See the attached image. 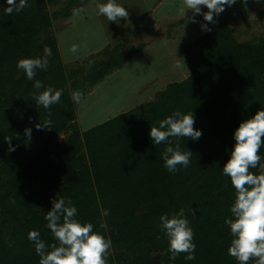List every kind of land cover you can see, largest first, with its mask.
Here are the masks:
<instances>
[{"label": "trees", "instance_id": "1", "mask_svg": "<svg viewBox=\"0 0 264 264\" xmlns=\"http://www.w3.org/2000/svg\"><path fill=\"white\" fill-rule=\"evenodd\" d=\"M62 1L28 0L19 14L5 15L7 5L0 0V264H39L27 238L30 230H39L49 245L58 243L44 217L52 200L60 197L71 198L77 219L111 238L107 264H237L228 254L232 237L225 224L236 190L222 167L234 144V130L264 108V31L240 39L229 20L217 21L211 31L183 46L191 71L186 79L81 130L80 103L72 93L81 92L83 99L139 51L123 44L105 47L68 72L53 22L72 15L87 0H72L51 13L49 8ZM46 47L52 55L47 69L37 70L35 80L44 85L37 90L35 80H28L16 65L21 58L42 57ZM49 86L62 90V96L60 103L44 109L34 96ZM177 110L192 111L202 135L197 141L170 138L173 147L178 142L181 151L193 153L187 168L178 166L170 173L162 159L166 145H154L149 132ZM46 120L52 126L37 130ZM65 132L69 135L60 142ZM7 138L15 151H8ZM260 155L264 157V148ZM250 171L261 174L259 166ZM104 209L110 215L102 216ZM180 209L194 231L196 258L188 261L181 253L173 262L159 217ZM102 221L107 230L100 228Z\"/></svg>", "mask_w": 264, "mask_h": 264}, {"label": "clouds", "instance_id": "2", "mask_svg": "<svg viewBox=\"0 0 264 264\" xmlns=\"http://www.w3.org/2000/svg\"><path fill=\"white\" fill-rule=\"evenodd\" d=\"M246 3V0H244ZM7 7L5 15L19 14L28 7V0H5ZM237 0H183L180 14L186 16L191 10L193 16L189 19L195 23L196 15H202L206 23L201 24V29L211 31L209 24H214V17H218L227 7H232ZM202 6L207 11L202 10ZM97 14L107 18V21L120 23L121 18L127 20L129 12L127 7L118 0H97ZM72 52L77 51L75 45ZM52 55L50 48L44 49L42 57H25L17 61V68L25 74L28 80H35L37 70L48 67V57ZM34 88H44L41 81L35 80ZM82 93L74 91L72 99L77 104L82 101ZM62 90L51 86L34 96L36 103L44 109L60 103ZM51 112L49 111V116ZM196 117L192 111L183 113L179 110L151 126L149 137L154 145L165 144L162 153L164 167L170 172L178 171V166L187 168L191 162L192 151H181L177 142L173 147L170 138L186 137L197 141L202 130L195 128ZM52 126L51 120L43 121L36 125L37 130ZM32 128H25L27 143L31 140ZM264 108L258 110L253 116L242 120L233 132L234 144L224 166L222 174L229 177L232 187L236 190L235 200L230 207L231 217L225 219V224L230 229L232 237L228 254L234 257L237 264H264V157L260 150L264 148ZM12 138H7L8 151H15L11 143ZM259 166L261 174L250 171ZM102 216L110 215L108 209L102 211ZM78 209L71 198L60 197L52 200L50 210L46 211L45 220L47 228L58 243L49 245L41 239L39 230H30L28 240L34 245L36 254L40 257L39 264H107V254L112 247V240L103 232L95 230L91 222H82L77 219ZM159 228L168 241V259L175 261L181 254L185 260H195L196 244L194 231L185 215L184 209L169 216L162 214L159 217ZM107 223L101 222L100 228L107 230Z\"/></svg>", "mask_w": 264, "mask_h": 264}, {"label": "rangeland", "instance_id": "3", "mask_svg": "<svg viewBox=\"0 0 264 264\" xmlns=\"http://www.w3.org/2000/svg\"><path fill=\"white\" fill-rule=\"evenodd\" d=\"M70 1L72 0H63L58 5L51 6L50 12L61 10ZM118 2L127 7L129 16L127 20L124 19L123 26L117 33L118 37L114 33L110 34L113 42L106 47L123 44L125 47L133 46L142 53L148 46V41L152 39L151 43L154 40L156 42L152 50L156 62H127L120 68L121 71L115 70L93 88L92 91H95L86 95L77 109L81 130H88L153 99L159 90L165 89L171 82L186 79L191 71L183 52V46L206 32L201 29V24L206 23L202 15H196V22L193 23L189 19L193 16L191 10L186 12V16L180 14L183 0H118ZM88 3L94 8L97 0H87L84 5ZM242 3L245 5L243 6ZM255 5L250 0H246V3L237 0L232 7L226 6L223 13L214 17L215 23L229 19L231 27L240 39L253 37V34L258 35V32L264 30V23H262L264 3L260 5L261 8H256ZM93 8L86 16L91 21H96L98 17ZM202 10L207 11L204 6ZM234 14L237 16L235 17ZM102 17L106 23L111 22H108L106 17ZM255 17L258 18L251 19ZM63 21V17L55 20L52 32L57 38L62 62L69 72L85 62L86 58L103 50L90 49L94 42L101 41L102 38L100 34L87 35L85 29L82 28L85 25L78 28V33L71 34L70 30L75 28L76 21H72L69 27L66 26L68 23L65 24ZM81 21L84 19L82 18ZM214 24H209V27ZM148 27L152 28L150 33H147ZM73 45L77 47L76 52L71 51ZM68 135L69 132L63 133L59 141L64 142Z\"/></svg>", "mask_w": 264, "mask_h": 264}, {"label": "crops", "instance_id": "4", "mask_svg": "<svg viewBox=\"0 0 264 264\" xmlns=\"http://www.w3.org/2000/svg\"><path fill=\"white\" fill-rule=\"evenodd\" d=\"M240 2H244V0H239ZM250 2L253 3V5H255L256 8H261L260 5H262L264 3V0H250ZM242 5L244 6L245 4L242 3ZM246 8H248L247 6H245ZM254 7V6H253ZM93 6L90 5V3L86 4V6L84 5L81 9H79L78 11H75L72 15L63 18L64 19V23L67 24L66 26L69 27V24L72 21H76L75 24V28H73V30L71 31V34H75V32L78 33V28H80L81 26L85 29V33L87 35H89L91 33V35L94 34H100L101 35V41L98 42H94V44L90 47V49H104L106 47V45L112 43L113 41L111 40V36L110 34L114 33V35L116 37L117 33L120 32L121 30V26H123V22H124V18H121L120 23L117 24L115 22H109L106 23L103 19L102 16L99 17V15L97 14V9L96 6H94L93 10L94 13L97 15L98 19L96 21H91V19L88 18V16H86L88 14V12L90 11V9H92ZM260 9H258L259 11ZM249 11V10H248ZM241 13V12H239ZM248 13V12H247ZM243 14L245 15V12H243ZM235 17L237 16V14H234ZM256 15V14H255ZM86 16V18H85ZM84 19V21H81V19ZM258 17L255 18H251L256 20ZM76 19V20H75ZM80 20V21H79ZM229 20V19H228ZM262 20V19H261ZM264 20V18H263ZM259 21V20H258ZM262 23H264V21H262ZM87 25V26H86ZM212 27V26H211ZM140 28H142L140 26ZM91 29V31H90ZM148 32L150 33L152 28L148 27ZM87 30V31H86ZM118 31V32H117ZM264 31V30H263ZM151 39V38H150ZM152 40V39H151ZM151 40H149L148 42V46H146L144 48V50L139 53H136L133 55V57L128 61V62H156L155 60V56L152 54V50L154 45L156 44L155 40L151 43ZM93 41V40H92ZM93 43V42H92ZM122 69H118V72L121 71ZM117 72V73H118ZM106 81V80H105ZM95 91V90H94ZM94 91H92L91 93H93ZM90 94V93H89ZM101 124V123H100Z\"/></svg>", "mask_w": 264, "mask_h": 264}]
</instances>
